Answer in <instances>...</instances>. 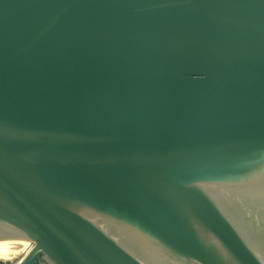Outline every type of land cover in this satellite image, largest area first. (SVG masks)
Wrapping results in <instances>:
<instances>
[{
    "label": "water",
    "instance_id": "water-1",
    "mask_svg": "<svg viewBox=\"0 0 264 264\" xmlns=\"http://www.w3.org/2000/svg\"><path fill=\"white\" fill-rule=\"evenodd\" d=\"M264 264V0H0V256Z\"/></svg>",
    "mask_w": 264,
    "mask_h": 264
},
{
    "label": "bare ground",
    "instance_id": "bare-ground-1",
    "mask_svg": "<svg viewBox=\"0 0 264 264\" xmlns=\"http://www.w3.org/2000/svg\"><path fill=\"white\" fill-rule=\"evenodd\" d=\"M29 247H30V243L26 244V246L20 251V253L15 258L10 257V256H0V261H10L12 259H15L14 262L16 263L19 260V258L22 257L26 253Z\"/></svg>",
    "mask_w": 264,
    "mask_h": 264
},
{
    "label": "built area",
    "instance_id": "built-area-1",
    "mask_svg": "<svg viewBox=\"0 0 264 264\" xmlns=\"http://www.w3.org/2000/svg\"><path fill=\"white\" fill-rule=\"evenodd\" d=\"M1 262V264H17V262L15 263L14 261H0ZM3 262H5V263H3ZM6 262H8V263H6Z\"/></svg>",
    "mask_w": 264,
    "mask_h": 264
},
{
    "label": "rangeland",
    "instance_id": "rangeland-1",
    "mask_svg": "<svg viewBox=\"0 0 264 264\" xmlns=\"http://www.w3.org/2000/svg\"><path fill=\"white\" fill-rule=\"evenodd\" d=\"M17 258H19V257H17ZM10 261H15V259H12V260H10ZM3 263H5V262H3ZM6 263H8V262H6ZM0 264H1V262H0Z\"/></svg>",
    "mask_w": 264,
    "mask_h": 264
}]
</instances>
